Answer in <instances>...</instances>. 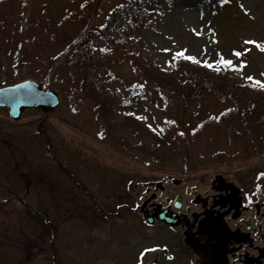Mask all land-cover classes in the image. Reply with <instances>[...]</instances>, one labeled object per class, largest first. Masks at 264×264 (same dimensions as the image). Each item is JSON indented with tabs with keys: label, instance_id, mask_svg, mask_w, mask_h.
I'll return each instance as SVG.
<instances>
[{
	"label": "rangeland",
	"instance_id": "obj_1",
	"mask_svg": "<svg viewBox=\"0 0 264 264\" xmlns=\"http://www.w3.org/2000/svg\"><path fill=\"white\" fill-rule=\"evenodd\" d=\"M90 1L33 0V7L43 10L40 19L49 20L51 28L58 23L61 40L63 29L76 37L80 33L73 32L77 24L79 30L87 27L96 51L108 50L109 43L99 28L107 24L116 7L131 0H95L94 4ZM83 5L88 6L85 12ZM144 7L142 23H151L149 28L125 18L109 26L105 35L124 42L127 51H139L143 59L164 72L169 63L184 57L220 74L230 67L233 75L241 72L257 91H264V50L257 47L264 46V0H144ZM84 15L90 21L88 25L85 21L83 27L79 21ZM52 32L53 29L45 32L39 27L27 35V47L13 48L29 57L30 71H12L6 80L0 77V86L4 81L10 84L14 77L18 83L32 80L43 84L48 69H39L35 59L40 58L47 66L55 64L49 89L57 91L61 98L54 111L29 110L18 121L11 120L6 108H0V264H131L139 253L137 240L143 235V225L125 216L90 228L78 220L82 218L79 213L90 214L96 204L102 205L104 196L125 192L128 174L140 173L131 182L135 184L162 174L178 176L184 165H197L204 173L247 165L242 162L260 157L263 152L264 133L257 135L261 132L257 120L264 122V101L246 102L228 94L206 93L192 102L187 112L179 94H172L170 104L164 106L158 101L152 82L136 75L130 64L120 59V53L113 51L107 58L113 75L103 71L99 79L116 97L110 112L115 119L106 126L115 128L113 137L103 135L100 126L105 120L96 121L94 103L78 91L80 75L70 68L65 57L53 61L63 44L50 40ZM85 33L83 30L82 36ZM130 39L133 44L127 42ZM84 50L85 47L80 48L81 52ZM3 61L9 66L7 56ZM8 86L12 85L4 87ZM141 89H147L146 97L141 96ZM70 94L80 99L76 112L66 100ZM234 109L239 114L247 112L250 117V110L256 111L246 123L255 135H249L251 130L247 131L240 116L229 124L232 128L212 122L207 124V130L197 129L203 119H217L222 112ZM125 116L134 117L168 140L165 158L143 152L144 147L151 148L153 144L143 135L121 127L118 123ZM39 126L47 132L50 146L38 134ZM138 142L143 145L142 150L135 148ZM37 213H46L52 227H58L54 243L34 219Z\"/></svg>",
	"mask_w": 264,
	"mask_h": 264
},
{
	"label": "trees",
	"instance_id": "obj_2",
	"mask_svg": "<svg viewBox=\"0 0 264 264\" xmlns=\"http://www.w3.org/2000/svg\"><path fill=\"white\" fill-rule=\"evenodd\" d=\"M92 1L95 2V0L90 1L94 4ZM86 7L88 6L83 5L81 8L82 11L85 12ZM145 10L144 0L127 1L126 4L116 7L112 12L111 17H109L107 24L101 28L98 27L101 36L108 41L110 47L108 50L96 51L91 45V36L87 34V27L79 30L77 29V24H75L76 28L73 32L76 31L80 33H78V35L74 38L73 35L71 37L72 33L70 34V32L63 29L64 38L61 40L57 33L59 31L58 23H53L51 28V24L48 22L49 20L45 22L42 21L40 19V15H44L43 10L36 11L33 7V0H0V35L3 36L0 38V77L4 76V80H6L12 71H14L15 74H20L31 70L30 66L32 62L29 57L25 58L22 54H20V52H17L16 49L13 48L17 46L21 49L27 47V35L29 37L30 32H34L41 27L45 32L53 29L52 34L49 36L50 40L54 43H58V41H60L61 44H63L61 45V51L53 61L57 62L65 57L70 68L80 75L81 78L78 85V91L83 93L94 103L93 113L96 121H99L100 119L105 120L106 123L100 126L103 135L109 134L111 136L114 133L113 128H115L113 125L110 126V129L106 126L109 125L108 123L111 119H115L110 112L113 105L116 103V97L101 84L99 79V75L103 71H105L109 76L113 75L114 71L107 63V58L110 57L113 51L120 53V59H124L128 62L136 75L146 79L149 84L152 82L151 84L154 85V93L157 95L158 101L164 106L170 104V97L172 94H179L182 98V104L185 105L187 112L190 104L196 101L197 98L199 99V97H204L206 93L222 96L228 94V96L232 98L244 100L246 102L251 100H257L259 102L264 101V91H257L254 83L252 81H248L247 77L242 75L241 72L240 75L238 74V71L235 75H233L231 73V70L233 69L230 67L225 69V73L220 74L207 68L195 65L184 57H179L169 63L168 71L164 72L150 61L143 59L139 51L136 52L134 49L127 51L124 47V42L121 41V43L114 41L105 35L109 26H115L118 21L126 20L125 18H128V21L131 20L135 25H143L142 19L145 16ZM85 21H87L86 25H88V21H90V19L86 15L82 16L79 21L83 24V27L85 25ZM150 25L152 24L147 22L143 26L149 28ZM83 30L86 31V33L82 36ZM127 42L133 44L131 39ZM84 47L85 50L81 52L80 48ZM4 56L8 57L10 61L9 66L4 65ZM35 60V62L40 64L39 69H48L43 81V87H45V89H49V85L51 83L50 75L51 72L54 71L55 64L47 66L42 60H40V58ZM15 80V77L12 78L10 84L13 85L18 83ZM2 84L3 85H1L0 88L10 85L7 81H4ZM138 90L139 89L134 92V95L138 93ZM146 90L147 89H141V96L146 97V94H148ZM66 100L70 103L72 112H76L78 110L80 99L75 97V95L70 94ZM255 112V110H250V114L252 116H254ZM239 116L242 118L244 127L248 131L250 126L246 123L250 118H252V116H248L247 112L239 114L236 109L222 112L217 119L215 117L203 119L202 122H199L197 129L199 131L202 129L207 130V128H209V123L211 124L212 122L220 126L229 125L230 123H233L234 120H237L236 118ZM111 123L115 124L116 122L112 121ZM257 123L260 127L264 126V122L262 123V120H257ZM118 124L138 135H143L146 139L152 142L153 146L151 148L144 147L143 152L147 153V155L155 158H165L166 154H168V140L165 141L163 137L150 131L134 117L125 116ZM254 125L256 126V124ZM229 126L232 128V124ZM37 132L47 140L48 146H50V140L46 135L47 132H45V129L42 127L40 128L39 126ZM184 134L185 136L188 135L186 131ZM193 134L194 131L189 133L190 136H193ZM185 153H188L187 146ZM87 193L94 201H97V197L89 190H87ZM126 198L127 195L123 192H119L117 194L110 193L109 195L104 196L102 205L99 206L96 204V209L93 211V216H91L92 221L110 224L117 220L124 219L125 216L134 217L135 212H133V206L131 202L126 203L124 200ZM78 216L82 217L81 219L84 221L88 220L87 214L80 213ZM34 219L40 222V226L47 231V236L52 240V243H54V235L58 233V228L51 227L49 216L46 213H37L34 214Z\"/></svg>",
	"mask_w": 264,
	"mask_h": 264
},
{
	"label": "flooded vegetation",
	"instance_id": "obj_3",
	"mask_svg": "<svg viewBox=\"0 0 264 264\" xmlns=\"http://www.w3.org/2000/svg\"><path fill=\"white\" fill-rule=\"evenodd\" d=\"M247 160L210 173L184 165L178 176L135 184L140 173L126 175L124 200L144 228L131 264H264V146L260 157ZM88 215L78 220L105 225Z\"/></svg>",
	"mask_w": 264,
	"mask_h": 264
},
{
	"label": "water",
	"instance_id": "obj_4",
	"mask_svg": "<svg viewBox=\"0 0 264 264\" xmlns=\"http://www.w3.org/2000/svg\"><path fill=\"white\" fill-rule=\"evenodd\" d=\"M59 104L60 97L56 92L44 90L41 85L33 81L0 89V107L8 109L13 121H18L28 110L40 109L50 112Z\"/></svg>",
	"mask_w": 264,
	"mask_h": 264
},
{
	"label": "snow or ice",
	"instance_id": "obj_5",
	"mask_svg": "<svg viewBox=\"0 0 264 264\" xmlns=\"http://www.w3.org/2000/svg\"><path fill=\"white\" fill-rule=\"evenodd\" d=\"M249 43H251V41H249ZM257 47H260L261 50H264V46H261V45H257ZM236 56H239L240 53H235ZM189 59H192L191 57H189ZM225 63H231L230 61H225Z\"/></svg>",
	"mask_w": 264,
	"mask_h": 264
},
{
	"label": "bare ground",
	"instance_id": "obj_6",
	"mask_svg": "<svg viewBox=\"0 0 264 264\" xmlns=\"http://www.w3.org/2000/svg\"><path fill=\"white\" fill-rule=\"evenodd\" d=\"M26 81H32V80H26ZM26 81H24V82H26ZM33 82H35V81H33ZM23 83V82H22ZM35 83H37V84H39L40 85V83L39 82H35ZM18 84H20V83H18ZM17 83L15 84V85H18ZM15 85H12V86H15ZM123 193H127V190L125 191V192H123Z\"/></svg>",
	"mask_w": 264,
	"mask_h": 264
}]
</instances>
